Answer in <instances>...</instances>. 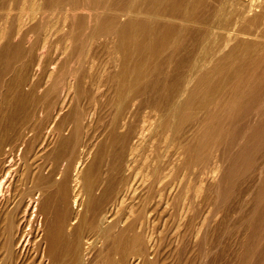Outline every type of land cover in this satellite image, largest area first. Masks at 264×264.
<instances>
[{
    "label": "bare ground",
    "instance_id": "obj_1",
    "mask_svg": "<svg viewBox=\"0 0 264 264\" xmlns=\"http://www.w3.org/2000/svg\"><path fill=\"white\" fill-rule=\"evenodd\" d=\"M198 1L0 0V264H160L163 250L181 264H211L220 252L213 247L218 251L227 234L235 239L239 264H247L244 255H257L264 264V149L243 187V206L227 209L218 202L224 175L214 198L209 184L204 186L208 177H217L221 164V157L211 154L209 132L218 128L216 135L224 136L228 131H220L233 112L237 115L228 123L239 130L233 161L243 163L253 145L264 144V105H255L260 99L256 70L264 62V16L242 7L229 24L216 8L213 18L204 20ZM176 20L203 26L193 28L189 39L188 28ZM223 33L220 45L211 39ZM113 49L119 59L112 60ZM96 131L102 136L94 143L88 133ZM48 135L64 146L65 162L51 180L56 191H47L37 204L47 172L38 164L32 183L26 177L17 180L16 159L23 148L35 163ZM232 164L226 173L233 171ZM98 178L106 186L100 182L93 192ZM193 180V196L206 205L200 218L191 211ZM116 185L95 230L103 249L94 261L95 234L88 228V234L82 233L81 210L93 211ZM114 207L123 213L115 216ZM229 210L238 222L223 227ZM35 213L42 215H36L37 221ZM209 213L217 220L213 227ZM151 214L173 218L172 226L158 227L157 238L144 232ZM32 215L30 257L32 234L24 226ZM210 230L218 240L212 249ZM210 251L214 255L207 258Z\"/></svg>",
    "mask_w": 264,
    "mask_h": 264
},
{
    "label": "rangeland",
    "instance_id": "obj_2",
    "mask_svg": "<svg viewBox=\"0 0 264 264\" xmlns=\"http://www.w3.org/2000/svg\"><path fill=\"white\" fill-rule=\"evenodd\" d=\"M251 1L252 0H199L198 1V3H199V10L197 11L198 12V15L200 16V18H204V20H211L212 18H213V16H214V11L213 10H215L216 8H221L222 10H223V13L227 16V19H228V23L230 24L231 22H233V21H235L237 18H238V13H239V11L242 9V7H244V8H246L247 6H249V7H251V8H253L254 10V12H260V14L262 15V16H264V0H253L252 1V3H251ZM216 2V3H215ZM231 5V6H230ZM258 6V7H257ZM257 8V9H256ZM210 13V14H209ZM201 14V15H200ZM210 15V16H209ZM252 15V13H250L249 15H247V16H245V17H249V16H251ZM204 16H206V17H204ZM209 18H208V17ZM242 15H240V17H241ZM201 20V19H200ZM201 21H203V19L201 20ZM176 24H177V26H179V27H181V26H186V28H188V31L186 32V34H185V36L187 37V38H189L190 37V35L189 34H191V31H192V29L194 28V30L196 31V30H199L202 26H203V23L201 24V22H200V25H199V22H187V21H184V20H176V22H175ZM197 26H198V28H197ZM197 28V29H196ZM252 29H253V27H252ZM193 30V31H194ZM193 35L191 34V37H192ZM240 37H244V35L242 36V35H239ZM250 38H253V37H250ZM189 39H191V38H189ZM211 39L212 40H214V41H217V43H219V45L223 42V40L225 39V36H224V33L222 34V36H219V37H214V36H212L211 37ZM255 39H257V38H255ZM188 41V40H187ZM190 41V40H189ZM215 45V44H214ZM119 55V53L115 50V49H113V52H112V54H111V58H112V60H115L114 58H116V57H118V55ZM116 59H119V57L118 58H116ZM117 61V60H116ZM115 62H113V64H114ZM116 66L115 67H113V69H114V72H116L117 70H118V67L116 68ZM258 71V72H257ZM256 74H257V78L259 79L260 78V81H256V83L257 84H259V89H260V91H259V102H258V104H255V105H259V104H261L260 106H262V105H264L262 102H263V100H264V62H261L260 63V65H259V67L257 68V70H256ZM257 79V80H258ZM4 87L1 89L2 90V92H4ZM262 90H263V92H262ZM249 97V96H248ZM247 101H246V99L245 100H243L242 101V103L244 104V103H246ZM241 103V104H242ZM247 108H249L250 109V106L248 107L247 106ZM237 109H238V106H237ZM246 109V108H245ZM238 113V112H237ZM237 115V114H236ZM236 115H234V112H233V116L232 117H230L229 119L227 118L226 120L227 121H225L224 122V124H225V126L223 127V129L220 131V132H224V134H225V132L226 131H228L224 136H219V135H216L217 133H218V128L217 129H213V130H211L210 132H209V135H208V144H209V146L210 145H213V148H212V146H210L211 148H212V150H211V154H213V153H215V154H217V157L218 158H220L221 157V159H219L220 160V168L218 167V169H219V171L221 170V172H219L218 171V173L216 174L217 175V177L215 176L214 178L213 177H208L210 180H208V178L205 180V185L204 186H207L206 185V183L207 184H209L207 187H208V189L210 190V192L212 193H210L211 195V198H214V196H216V193H217V189L215 188V186L217 185V181H218V179H219V177H221V176H223L225 179H224V181H223V183H226V184H224V188H223V185H222V190L220 189V191H218L220 194L218 195V202H221L223 205H222V208H226L227 207V209H229L231 206L233 207V204H235L234 206H243L244 204V200H243V194H245V190H243L244 188V186L246 185V183L248 182V183H250V176H251V174H252V171L251 170H255V168H254V166H257V163L258 164H260L261 163V161H262V154H263V147H264V144L260 147L259 145H253L252 146V149L254 150V152L252 153V154H250V153H247L246 155H245V157H244V162L243 163H238L237 164V162H238V160H236V161H233V155L235 154V152L238 150V147H239V143H238V139H236L237 138V134H238V128H237V126H235V124L234 123H228V122H230V120H234L235 119V117H236ZM216 119H214L213 121H212V123L213 124H216ZM219 123V122H218ZM97 133H93L94 134V136H92L91 135V133H88L90 136L88 137L91 141H93L94 143H96L97 141H99V139H101V136L102 135H100V136H98L99 135V132L98 131H96ZM235 132H236V134H235ZM48 136H50V135H48ZM96 136V137H95ZM228 136H229V138H228ZM98 137V138H97ZM49 138V137H48ZM48 138H47V145L45 144V147L46 148H42L41 149V151H39V152H37L36 154H35V157H39V161L38 160H36L35 161V163L33 162V160L31 159L32 157H25V154H24V150H22L23 148H19L20 150H18V157H17V159H16V161H18V163H17V168H16V170H17V180L19 179V177L20 178H23V177H26L28 180H29V178H30V183H32L34 180H35V178H36V176H37V166H38V164L40 165V167L42 166L43 168V171H44V173H46L45 175H47V177L44 179V181L46 180V182H45V184H46V187H45V189H44V192H42L41 194H40V196L38 197V202H36L37 204H39V201L42 199V201H44L45 200V196H46V193H48L47 191H52L51 193H53L54 191H56V188H57V186H56V184H54V183H51V180L52 179H55V175H54V171L60 166V164H61V162H65V152H66V150H65V148H64V146L61 144V143H57V142H59V141H57L56 139H55V137H54V140L53 139H51V138H53V137H51L50 136V138H49V140H48ZM88 138H86L87 140H85V141H87L86 143H88ZM51 140V141H50ZM235 140H236V142H235ZM50 143H49V142ZM90 141V142H91ZM220 141V142H219ZM52 143H54V144H52ZM218 143V144H217ZM57 144V145H56ZM224 144V145H223ZM51 145V146H50ZM61 145L63 146V148H61ZM79 143H78V140H77V150H78V148H79ZM54 146V147H53ZM53 147V148H52ZM49 148V149H48ZM223 148H224V152L222 151L223 150ZM46 149L48 150V151H46ZM52 149V150H51ZM220 150V151H219ZM23 151V152H22ZM45 151H46V153H45ZM214 151V152H213ZM22 152V153H21ZM63 152V153H62ZM220 152V154L218 155V153ZM44 153V154H43ZM50 153V154H49ZM222 153H223V155H222ZM52 154H53V156H52ZM210 154V155H211ZM21 155V156H20ZM23 155H24V157H23ZM43 155V156H42ZM257 155H259L258 156V158H256L257 157ZM42 156V157H41ZM59 156V157H58ZM44 157V158H43ZM229 159H228V158ZM19 158V159H18ZM41 158H43L44 160L42 161V159ZM52 158H54V159H52ZM57 158V159H56ZM211 158L212 157H209V162L210 163H212L211 161L213 160V158H212V160H211ZM31 159V160H30ZM60 159H61V161H60ZM64 159V160H63ZM30 160V161H29ZM53 160V161H52ZM230 160V161H229ZM261 160V161H260ZM20 161H22V162H20ZM41 161V162H40ZM52 161V162H51ZM106 161H107V159H105V162H104V164L102 165V167L103 168H101L102 170L103 169H105L107 166H106ZM39 162V163H38ZM48 162V163H47ZM58 162V163H57ZM232 162H234L235 163V165H233L232 164ZM250 162H252V163H254L253 164V166L252 167H249L250 165H248ZM23 163V164H22ZM32 163V164H31ZM52 163V165H50ZM56 163H57V165H56ZM32 166H31V165ZM65 164V163H64ZM87 164V163H86ZM86 164L82 167V171L85 169V166H86ZM230 164H232L234 167H233V171L232 172H230V173H226L225 171H226V169H227V167H228V165H230ZM47 165V166H46ZM226 165V166H225ZM21 166H22V170H24V171H22L21 170ZM46 168H45V167ZM55 166H57V167H55ZM23 167H24V169H23ZM34 167H35V169H34ZM53 167L55 168L54 170H52L51 172H50V170L51 169H53ZM31 168H32V170H31ZM51 168V169H50ZM222 168V169H221ZM44 169H46V170H44ZM18 170H20V171H18ZM47 170H49V171H47ZM22 171V172H21ZM225 172V174H224V172ZM36 172V173H35ZM20 173H22V174H20ZM53 173V174H52ZM30 174H31V176H30ZM35 174V175H34ZM50 174H52V175H54V176H52V175H50ZM243 174V175H242ZM22 175V176H21ZM19 176V177H18ZM35 177V178H34ZM51 177V178H50ZM54 177V178H53ZM34 178V179H33ZM212 178H213V180H212ZM47 181H49V182H47ZM104 181V182H103ZM103 181L101 180V179H97L96 181H94L93 183V187H92V191L93 192H95L94 191V187H96V185L98 186L99 185V183H100V187L102 188V187H104V186H106V181L103 179ZM208 181V182H207ZM97 182H98V184H97ZM244 182V183H243ZM48 183V184H47ZM247 183V184H248ZM44 184V183H43ZM103 184H105L104 186H103ZM196 184V180H193V186L191 187V192H190V194L192 195V199H193V201H192V213L193 214H196V215H198L199 216V218L200 217H202V214L204 215L205 213H206V205H204L203 203H199L200 202V198L198 199V197L197 196H193V188H194V185ZM210 184L212 185L211 187H210ZM52 185V186H51ZM114 187H116V188H112L110 191H109V193L107 194L108 195V197L106 196V197H103V199L105 200H99L98 202H100V203H98L97 202V205L96 206H98L99 204V208L98 207H93L92 208V210L93 211H91V208H89V209H87L88 211H86V208H83V211L81 210V215L83 214V217H84V222L82 223V227H84V225L86 226L84 229H83V231H82V233L84 234V235H86V234H88V230H86L87 228L90 230L89 232L91 233L92 232V235H94L96 232H95V230H97L98 229V227H100L101 226V220H100V217H101V212H103L104 210L103 209H105L107 206H108V204H109V202L111 201L110 199H112V197L114 196V194H115V192H116V190H117V185L116 186H114ZM94 188V189H93ZM211 188V189H210ZM52 189V190H51ZM54 189V190H53ZM212 190H213V192H212ZM224 190V191H223ZM234 190V191H233ZM241 190L243 191V192H241ZM204 192V191H203ZM202 192V193H203ZM50 193H48L47 195H49ZM241 194V195H240ZM98 196V194H95V196ZM226 197H228V198H226ZM46 198H47V196H46ZM196 200H195V199ZM242 198V199H241ZM240 199V202L238 201ZM108 200H110L109 202H108ZM198 200V201H197ZM42 201H40V202H42ZM103 203H102V202ZM196 201V202H195ZM244 201V202H243ZM198 203V204H195V203ZM237 202H239L240 204H238ZM195 204V206H193ZM107 205V206H106ZM198 205H200V207L198 206ZM204 205V206H203ZM105 206V207H104ZM229 206V207H228ZM48 207H49V210L50 211H52L53 210V200H51L49 203H48ZM195 207V208H194ZM201 207H203L202 209H201ZM231 207V208H232ZM97 208H98V211H97ZM103 208V209H102ZM115 208V209H114ZM113 208V211H115V213H116V215L115 216H117V215H120V214H122L123 212L122 211H120L121 210V208L119 207V209L117 208L116 209V207H114ZM201 209L200 211H199V209ZM101 209V210H100ZM197 209H198V212H197ZM96 210V211H95ZM160 210H162V209H160ZM193 210H196V211H193ZM89 211H90V214H88L89 213ZM119 213H117V212ZM203 211H205L204 213H203ZM93 212V213H92ZM95 212V213H94ZM98 214H97V213ZM195 212V213H194ZM198 214H197V213ZM229 215L230 216H227V218H228V220H229V222H225V224L223 225V227L225 226H227L226 225V223H230V222H232V224H233V221H235V223H236V221L238 222V220H237V217L236 216H233L232 217V214H231V212H230V210H229ZM246 213V212H245ZM94 214H95V217H96V214L98 215L97 217H96V220L97 221H95V217H94ZM113 214H114V212H113ZM244 214V213H243ZM34 216H35V218L37 217V216H39L40 218L42 217V215H37L36 213L35 214H33ZM32 215V217L30 216V219H29V221L30 222H28V220L25 222V228H26V231L28 230L29 231V233L30 234H32L31 236H29L30 238H29V240H31V239H33V231H34V226H35V223H36V221H37V218L34 220V216ZM37 215V216H36ZM44 215V214H43ZM85 215H87V216H85ZM153 215V216H152ZM159 215V214H158ZM157 214H151L150 215V218H148L147 220H146V222H145V224H144V232L145 233H152V235H156V237L155 238H157L160 234L157 232V230H159V226L161 225V230H163V228L164 227H166L167 225H169V226H172L173 225V218L171 219L170 217H168V218H165V221L162 219V217L160 218V216H158ZM99 217V218H98ZM152 217V218H151ZM155 217H156V220H155ZM209 217H210V221H211V219L213 220V216H212V214H210L209 213ZM213 217V218H212ZM238 217H240V215L238 216ZM88 218V219H87ZM92 218H94V220L92 219ZM129 218V217H128ZM127 218V221L129 220ZM198 217H197V219H199ZM218 218V217H217ZM232 218H233V220H232ZM236 218V219H235ZM43 219H44V216H43V218L42 219H39V221H42L43 222ZM155 221H154V220ZM95 221V223L93 222V221ZM99 220V221H98ZM163 220V221H162ZM87 221V222H86ZM152 221H153V223H152ZM168 221H170V222H168ZM215 221H217L216 219L215 220H213L212 221V223L211 222H209V223H211L210 224V226L211 227H213L214 226V224H215ZM30 223V224H28V223ZM31 222H34V223H31ZM41 222V223H42ZM148 222V223H147ZM26 223L28 224V225H30V226H28V225H26ZM86 223V224H85ZM90 223H92V224H90ZM93 223H94V225H93ZM146 223H147V225H146ZM150 223H152L151 225H150ZM84 224V225H83ZM163 224H164V226H163ZM90 225V227H88ZM230 225V224H229ZM28 226V227H27ZM163 226V227H162ZM29 227H32V228H29ZM147 227V228H146ZM159 227V228H158ZM28 228V229H27ZM150 228V229H149ZM31 229V230H30ZM145 229H147V230H145ZM223 229V231H224V229L225 228H222ZM221 229V230H222ZM33 230V231H32ZM86 230V231H85ZM91 230H93V231H91ZM150 230V231H149ZM152 230V231H151ZM85 231V232H84ZM211 232H213L212 230H210ZM209 231V232H210ZM243 231V230H242ZM241 231V232H242ZM32 232V233H31ZM158 233V235H157V233ZM222 232V231H221ZM241 232H239L240 234H241ZM26 233H28V232H26ZM89 233V235H91ZM243 234V233H242ZM241 234V235H242ZM29 235V234H28ZM209 235H210V237L212 238V240L213 241H211L212 243H214L215 241L217 242L218 240L216 239V238H214V237H216V233H209ZM209 235H207V240H211V238L209 237ZM212 235V236H211ZM228 235V234H227ZM227 235H225L224 236V234H223V236L224 237H221L222 239V243H221V240H220V245H217L216 246V244H218V243H214V244H212L210 241V246L208 245V241H207V246H209L211 249H212V245H215L216 247H218V246H221V247H219L218 248V251H217V248H215V247H213L214 249H212L213 251H214V253H216V252H219L217 255H214V253L213 252H211V253H209V256L207 257V258H211V256H213L214 255V259H212V262H211V264H214L215 262V264H239L238 262H239V256H237L236 254H238V252H237V250H238V248H237V246L235 245V242H234V245H233V241L232 240H234L235 241V239H234V237L233 236H230L229 237V235H228V237H227ZM32 237V238H31ZM91 237V236H90ZM160 237V236H159ZM210 238V239H209ZM227 239V242L225 241V239ZM94 239H95V241H94ZM98 239V238H97ZM97 239H96V234L94 235V236H92L91 237V240H93V242H92V246H93V249H92V252H91V256H90V258H94L93 260L94 261H97L99 258H100V256L101 255H99L100 254V252H101V250L103 249L102 247H103V244H102V242H98L97 241ZM216 239V240H215ZM231 240L230 242H232V243H228V241L229 240ZM30 242V245L28 244V246H31V247H29V249L27 250V255H29L30 253H32V254H30L29 256L30 257H33L32 255H33V252H31V251H33L32 250V248L34 247V245L32 244L31 245V243H33V241L31 240V241H29ZM225 242V243H224ZM222 244H223V246H222ZM225 246V247H224ZM102 248V249H101ZM132 245H129V248H128V250H129V254H132V252L130 253V251H132ZM221 248V249H220ZM223 248V249H222ZM34 249V248H33ZM220 249V250H219ZM221 250H222V252H223V250H224V253L222 254V252H221ZM95 251V252H94ZM216 251V252H215ZM161 254L159 255L161 258H160V260H162V263H160V264H181V263H178V261H176V260H173V259H169V258H167L166 257V255H164L166 252L163 250L162 252H160ZM222 254V255H219V254ZM163 255H164V258H165V261H164V258H162L163 257ZM188 255V254H187ZM29 256H28V258H29ZM94 256V257H93ZM221 256H222V259H221ZM151 257L152 258H155L154 256H153V253H151ZM217 257H219L218 258V260H217ZM30 259V258H29ZM244 259H246L247 260V264H263V262L262 261H260V259L258 258V256L257 255H244ZM171 260V261H170ZM214 260H215V262H214ZM217 260V261H216ZM93 261V262H94ZM175 261V262H174ZM207 262H209V259H207L206 260ZM210 261H211V259H210ZM169 262V263H168ZM139 264H141V263H139ZM205 264H206V262H205Z\"/></svg>",
    "mask_w": 264,
    "mask_h": 264
}]
</instances>
